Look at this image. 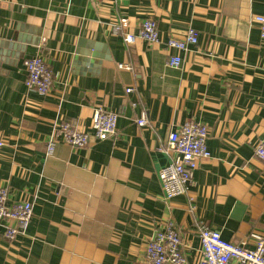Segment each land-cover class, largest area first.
<instances>
[{"label": "crops", "instance_id": "crops-1", "mask_svg": "<svg viewBox=\"0 0 264 264\" xmlns=\"http://www.w3.org/2000/svg\"><path fill=\"white\" fill-rule=\"evenodd\" d=\"M259 14L264 0H0V185L10 202L34 205L14 241L0 226V264H148L146 245L169 220L187 264L200 262V222L236 243L264 233ZM122 17L135 34L154 18L162 42L127 45L113 32ZM189 27L198 43L168 50V38ZM177 52L181 67L167 66ZM35 56L54 72L46 94L25 83L24 61ZM98 107L119 113L114 136L85 147L60 142L48 154L57 123L92 134ZM143 111L150 122L141 127ZM187 121L209 127L210 157L190 190L168 199L159 174L172 154L161 147Z\"/></svg>", "mask_w": 264, "mask_h": 264}, {"label": "built area", "instance_id": "built-area-1", "mask_svg": "<svg viewBox=\"0 0 264 264\" xmlns=\"http://www.w3.org/2000/svg\"><path fill=\"white\" fill-rule=\"evenodd\" d=\"M259 24L260 34L264 39V15L254 17ZM128 19L120 18L113 26V32L121 34L127 45H132L138 38L146 42L159 44L162 42L157 22L149 17L142 21L138 34L126 31ZM199 31L189 27L182 37L171 36L165 45L168 50L179 53L196 45ZM170 53L167 66L180 68L183 59L180 54ZM26 69V86L30 90L46 94L54 85V72L42 56H35L24 61ZM121 69H132L128 63H119ZM129 87L127 93L133 92ZM135 105V104H134ZM119 113L98 107L94 110L91 129L93 135L78 127L76 123L63 120L57 123L48 140V154L53 153L57 143H67L76 147H85L93 139L105 140L117 132ZM146 112L137 119L141 127L149 125ZM209 127L200 122L187 121L174 129L168 137L167 147L161 150L171 153L172 159L160 171V179L164 193L168 199L186 194L194 183V174L199 162L210 157L208 149ZM5 142L0 139V148ZM255 154L264 163V139L255 147ZM10 189L0 185V226L5 228L4 235L14 241L19 235L25 234L33 218L34 205L30 200L18 199L10 202ZM198 233L201 245L199 264H264V233L251 232L240 243L226 240L221 233L200 222ZM148 264H187L183 250V239L172 220L159 226L155 236L146 246Z\"/></svg>", "mask_w": 264, "mask_h": 264}, {"label": "rangeland", "instance_id": "rangeland-1", "mask_svg": "<svg viewBox=\"0 0 264 264\" xmlns=\"http://www.w3.org/2000/svg\"><path fill=\"white\" fill-rule=\"evenodd\" d=\"M175 223V222H174ZM176 225V224H175ZM246 238V237H245ZM148 244V243H147ZM147 246V245H146ZM145 253H146V249H145Z\"/></svg>", "mask_w": 264, "mask_h": 264}]
</instances>
